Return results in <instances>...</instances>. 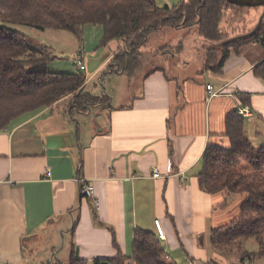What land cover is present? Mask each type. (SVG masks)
<instances>
[{"label":"crops","instance_id":"1","mask_svg":"<svg viewBox=\"0 0 264 264\" xmlns=\"http://www.w3.org/2000/svg\"><path fill=\"white\" fill-rule=\"evenodd\" d=\"M253 52L251 58L231 50L220 71L204 67L206 57L176 62L172 55V75L162 66L142 77L129 105L100 106L83 126L69 96L13 118L0 129V264L45 260L49 245L38 243L58 232L67 237L68 258L72 248L88 262L115 257L118 249L130 257L134 231L156 234V218L160 243L177 264H239L210 249L208 237L238 213L245 195L210 193L196 175L205 147L229 146L230 112L247 107L244 131L255 134L254 144L264 139V82L252 73L264 52ZM239 91L251 94V106L240 103ZM80 178L93 193L80 191Z\"/></svg>","mask_w":264,"mask_h":264},{"label":"trees","instance_id":"2","mask_svg":"<svg viewBox=\"0 0 264 264\" xmlns=\"http://www.w3.org/2000/svg\"><path fill=\"white\" fill-rule=\"evenodd\" d=\"M224 6L238 7L224 0H182L173 6H160L154 0H0V129L18 115L42 109L68 95L72 112L110 104L105 94L93 96L84 91V74L50 71L48 65L54 57L50 48L32 41L10 25L42 31L67 30L80 37L85 24H100L101 44L114 38L125 44L112 55L109 70L124 71L132 77L142 54L140 48L145 46L152 31L195 24L204 40H221ZM253 42L264 46V20L254 33L223 44L218 62L209 68L220 71L231 50L239 53L243 45ZM156 70L161 68H154L143 77ZM252 73L264 82V58L253 66ZM236 97L242 105L251 106L250 93L239 91ZM224 134L229 140L228 147H205L201 156L203 166L196 175L198 184L210 193L225 191L245 197L228 223L211 230L210 242L217 249L235 245L240 261L254 260L264 256V139L258 146L250 140L244 131V118L237 109L226 117ZM250 238L257 244L254 252L247 251L240 241ZM113 244L118 248L115 239ZM130 262L177 264L165 252L157 234L141 229L134 231L130 257L118 249L115 257L88 262L72 248L67 264Z\"/></svg>","mask_w":264,"mask_h":264},{"label":"rangeland","instance_id":"3","mask_svg":"<svg viewBox=\"0 0 264 264\" xmlns=\"http://www.w3.org/2000/svg\"><path fill=\"white\" fill-rule=\"evenodd\" d=\"M154 1L160 6H173L179 4L182 0ZM262 14H264V6L261 5L254 7L224 6L220 24L222 36L224 37L219 41L204 40V38L199 35L198 27L195 24L181 28L165 27L161 30L152 31L148 36V41L145 46L140 48L142 54L134 76L132 77L124 71L112 72L109 70L108 66L111 63V55L117 50L122 40L120 38H114L105 44H101L102 26L100 24H85L80 37H77L67 30L45 29L42 31L23 25L12 24L10 26L32 41L45 44L50 48L54 54L53 59L48 65L50 71L61 73L79 72L84 74L87 79L84 91L93 96H102L105 94L110 98V105L115 107L117 105L127 106L131 102V99L140 95L142 77L148 71L165 66L166 73L172 75L173 71L170 69H175L176 67L174 56L172 55L177 56L178 59H176V62L179 60L182 62L183 59L194 60L196 62L197 59L206 57L204 67L215 65L221 56L223 50L222 45L226 42H230L231 38L234 36L248 33L254 29ZM256 44L255 47L250 43L243 45L241 47L243 54L251 55L252 58L255 49L264 52V46L261 43ZM124 46L125 44H122L118 50ZM78 50H83L84 52L82 62L85 65V69H80L73 59L72 54ZM178 52L179 54H177ZM108 56V60L103 62L98 70L94 71L95 68L104 61L105 57ZM183 81L184 80L181 79L179 81L181 89H183ZM70 98L69 96L68 101H70ZM73 114L83 126L86 121L91 122L94 118L98 117V106L90 107V109L84 112L74 110ZM248 125L249 124L246 123V126ZM75 128L78 134L79 126L77 123L75 124ZM247 132H249V130H247ZM251 136L254 139L255 134H249L250 139H252ZM262 141L263 140L256 141L255 145H260ZM46 229L48 228L44 227V232ZM58 233L56 237L49 238V236H47L48 241L44 239L42 242L40 240L38 243L42 245L41 248H44L45 245H49V255L43 252L42 257L45 260H41L40 262L34 260L32 263L29 262V264H54L55 262L67 264L69 259L66 251L67 237H62L60 233ZM240 241L243 246L246 247L245 249L247 251L254 252L257 250V244L254 239L250 238L246 241ZM208 242L210 249L224 255L227 262H230V260L235 257L239 264L241 263L239 252L235 245L228 249H217L213 248L210 237H208ZM40 254H42V251ZM255 262L264 264V256L250 260L248 263L254 264Z\"/></svg>","mask_w":264,"mask_h":264},{"label":"built area","instance_id":"4","mask_svg":"<svg viewBox=\"0 0 264 264\" xmlns=\"http://www.w3.org/2000/svg\"><path fill=\"white\" fill-rule=\"evenodd\" d=\"M72 55H73L74 61L78 64L79 68L80 69H85V65L82 62V57L84 55L83 50H78L75 53H73ZM206 89L210 93V95L213 96L215 94V92H212V89H213L212 85L206 84ZM238 114L243 116V117L251 115L250 110L247 107L238 108ZM167 169H168V171H171V167H170L169 164H168ZM152 176H154V177H159L160 176V173H159L157 167H153ZM79 181H80V191L82 193H86V194L93 193V184L91 182L85 181L82 178H80ZM154 225H155V228H156L157 236L159 238H163L164 237V230H163V228L161 226V223H160V220L158 218L154 219ZM130 264H135V263L134 262H130ZM241 264H247V263L246 262H241Z\"/></svg>","mask_w":264,"mask_h":264},{"label":"water","instance_id":"5","mask_svg":"<svg viewBox=\"0 0 264 264\" xmlns=\"http://www.w3.org/2000/svg\"><path fill=\"white\" fill-rule=\"evenodd\" d=\"M226 3L228 4H232V5H236L238 7H254V6H264V0H224ZM263 15L260 17L259 19V22L257 24V26L252 29L250 32L248 33H245V34H242V35H237V36H234L232 39H238V38H242V37H245L249 34H252L256 31V29L260 26L261 22H262V19H263ZM82 88H80V91H81Z\"/></svg>","mask_w":264,"mask_h":264},{"label":"bare ground","instance_id":"6","mask_svg":"<svg viewBox=\"0 0 264 264\" xmlns=\"http://www.w3.org/2000/svg\"><path fill=\"white\" fill-rule=\"evenodd\" d=\"M83 60H84V58H83ZM85 63V62H84ZM217 91V90H216ZM209 94V93H208ZM214 96V95H213ZM86 181V180H85Z\"/></svg>","mask_w":264,"mask_h":264},{"label":"flooded vegetation","instance_id":"7","mask_svg":"<svg viewBox=\"0 0 264 264\" xmlns=\"http://www.w3.org/2000/svg\"><path fill=\"white\" fill-rule=\"evenodd\" d=\"M236 6V5H235Z\"/></svg>","mask_w":264,"mask_h":264}]
</instances>
